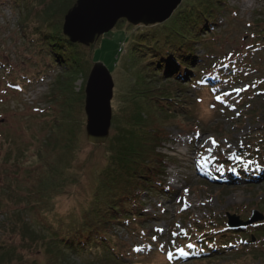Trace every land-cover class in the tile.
I'll return each instance as SVG.
<instances>
[{"label":"rangeland","instance_id":"rangeland-1","mask_svg":"<svg viewBox=\"0 0 264 264\" xmlns=\"http://www.w3.org/2000/svg\"><path fill=\"white\" fill-rule=\"evenodd\" d=\"M30 1L35 6L24 9L25 0H0L5 5L0 10V186L16 191L12 202L0 206V263H7L13 252L19 258L10 264H46L40 244L22 236L21 228L39 233L42 223L56 227L60 221L75 228L81 212L94 206L93 186L106 167L107 141L97 146L87 142L84 88L90 69L102 63L114 84L108 138L136 119L147 123L141 131L162 135L156 151L164 157L161 183L170 191L150 188L142 194L148 213L140 226L147 237L139 228H113L134 264H264L237 252L204 259L196 254L194 260L182 251L184 239L179 238L186 230L193 235L209 220L227 222V215L247 220L256 211L264 217V174L258 176L264 171V0H182L160 24L132 26L120 20L89 47L77 46L75 64L67 70L53 59L51 45H59L44 39L51 35L45 27L55 40L59 33L64 39L62 14L76 0L68 9L70 0ZM168 51L195 55L188 74L194 78L188 76L186 84L164 83L161 71L150 64ZM198 71L206 75L201 78ZM157 88L177 96L175 104L184 107L183 113L155 114L138 95ZM126 104L133 106L123 109ZM67 124L63 152L58 126L63 131ZM49 161L64 174L54 175L51 168L45 187L52 177L60 181L68 174L74 185L52 196L48 206L49 196L31 181L40 183ZM30 167L35 176L29 175ZM104 208L100 205L98 212ZM256 245L263 251L264 239ZM72 257L77 264H101L93 255Z\"/></svg>","mask_w":264,"mask_h":264},{"label":"trees","instance_id":"trees-1","mask_svg":"<svg viewBox=\"0 0 264 264\" xmlns=\"http://www.w3.org/2000/svg\"><path fill=\"white\" fill-rule=\"evenodd\" d=\"M22 1L24 2V0ZM71 1L72 0L65 4V6H67L66 9H68ZM51 4L52 3H50V5ZM34 6L35 5L31 4L30 0H25L23 8L28 9ZM189 7L190 6H187V8ZM184 11L185 10H181L178 16ZM64 14H66V12H63L62 15ZM209 26L207 27V24H205V28L207 27V29H209ZM45 28L51 35L44 39H50L59 45V47L51 45L53 48L50 50V53L53 59H56L59 65L64 66V70L69 68L72 69L74 66L73 64H75L74 49L80 46V44H71L66 37L62 39L60 33L57 38L58 40H55L53 32L49 28ZM201 32H203V29H201ZM202 35H205V33L203 32ZM64 45H66V47ZM194 57L195 55L193 53L187 54L185 51L181 53L168 51L165 57H161L157 62H151L150 64H155V67L161 71L159 79H162L164 83L171 84L172 86L174 84L175 86L177 81L180 83L184 82L185 84L189 81L187 80L188 74H190L189 70L194 66V63L189 62V59ZM182 58H184V60H182ZM0 63H2L1 58ZM202 72L203 71H198V76L201 78H203V75H206L205 73L202 75ZM222 77V75L219 76L220 79ZM191 78L192 77H190V80ZM223 82L225 83L228 81L224 80ZM160 90V88H157L138 95L139 97L141 96L145 103L153 107V112L155 114L158 110L165 111L169 116L171 114H176L180 110L181 113H183L182 110L184 107L175 104L177 96L172 97L171 94H163ZM17 91L18 88H13V92ZM142 95H148L150 98L145 99ZM63 105L66 109L69 108L68 99L64 100ZM130 106H133V104L123 105V109ZM134 113L136 114V112ZM139 115L141 114H138V116ZM129 122L131 123L123 125L121 128H115L114 134L109 137L105 143L106 167L98 173L96 182L93 186L94 192L96 191L93 196L94 206H91L88 211L83 210L81 212L80 220H77L75 228H73V224L69 223L62 226L61 224H64L63 221L58 222L60 225L58 224L59 226L56 225V227L48 223H42L43 228L41 227L42 230L39 233L37 230H32L27 226L21 228L22 236L28 238L35 245L40 244L38 246L40 251L45 253L46 257L49 259L46 264H77L73 261L74 258L72 255L82 256L85 254L99 257L96 260L101 264H105L106 262L134 264V260L127 255L129 249L126 250V246H121V241L117 238V235L113 233V228L120 226L128 232H136V228H139L142 232L140 234L143 237H147V233L140 226L145 222V217L148 213L141 204V196L150 188H156L162 192H169L170 190L163 187L160 179L164 174V165L162 162L164 157L156 150L160 144L158 140L162 135L158 134V132L151 131L149 135L145 131H141V128H144L147 124L143 120L136 119V121L130 120ZM59 127L61 126H58V130L62 133L61 148L63 152H65V149L67 150L66 141L67 135L70 133V128L68 124L63 128V131ZM37 158L40 160V154L37 155ZM43 166L44 173L40 183L35 185L31 181V186L41 195L44 196L43 192H41L44 191V193L49 196L45 198L46 204L49 206L52 205V196L62 189H65L67 186L72 187L74 183L72 182V177H70L71 174H68V176H62L60 181H55V177H52L53 180H50L48 187H45L44 179L46 173L51 168L53 169L54 175L59 174L60 171L53 167L52 161L47 163V169L45 165ZM30 172L29 175H36L35 168L31 169ZM60 174L64 173L61 172ZM263 174L264 173H261L259 176L263 177ZM15 194L16 191L14 193L13 190L11 191L8 188L6 190L3 189V186H0V206L5 201L12 202L15 198ZM100 205H105L106 208L98 212ZM223 220L222 218L220 221L221 224L209 220L199 225L195 230L196 233H193L194 236L187 235V231L185 234L186 236L181 234L179 238L184 239L185 244V248L181 249L185 255H194L191 258L198 260L214 256L217 257V255H222L225 252H231L230 254L232 255L237 252L239 254L234 255H239L244 258V254H246L248 257L256 258L257 261H264V250L259 252L254 249L259 247L256 244L259 243L260 239H264V222L252 225V227L248 226L233 229L228 228L226 221L224 220V222ZM18 222L22 224L20 220H18ZM9 224H13V219L9 220ZM252 238L254 241L256 240V243H253L254 241ZM191 239H194L193 244H189V242L192 241ZM1 248L3 249L2 245H0V249ZM133 254L132 252V255ZM195 255H202L203 257H197L198 259H196ZM18 258L19 256L11 252L7 256V263L3 264H10ZM85 264H88V261H86Z\"/></svg>","mask_w":264,"mask_h":264},{"label":"water","instance_id":"water-1","mask_svg":"<svg viewBox=\"0 0 264 264\" xmlns=\"http://www.w3.org/2000/svg\"><path fill=\"white\" fill-rule=\"evenodd\" d=\"M182 0H76L64 15L62 35L72 44L92 45L110 32L118 21L132 26L160 24L171 17ZM113 79L102 63L90 69L84 88L86 139L91 145H103L109 136L112 119ZM252 211L246 222L227 215V225L238 228L263 221Z\"/></svg>","mask_w":264,"mask_h":264},{"label":"snow or ice","instance_id":"snow-or-ice-1","mask_svg":"<svg viewBox=\"0 0 264 264\" xmlns=\"http://www.w3.org/2000/svg\"><path fill=\"white\" fill-rule=\"evenodd\" d=\"M136 251H139L140 249H135Z\"/></svg>","mask_w":264,"mask_h":264}]
</instances>
